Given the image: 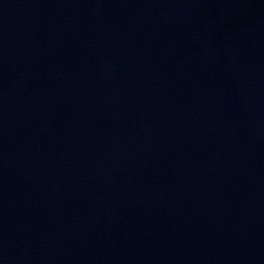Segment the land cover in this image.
Segmentation results:
<instances>
[{
    "label": "water",
    "instance_id": "95a60500",
    "mask_svg": "<svg viewBox=\"0 0 264 264\" xmlns=\"http://www.w3.org/2000/svg\"><path fill=\"white\" fill-rule=\"evenodd\" d=\"M0 264H264V0H0Z\"/></svg>",
    "mask_w": 264,
    "mask_h": 264
}]
</instances>
